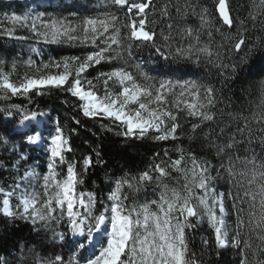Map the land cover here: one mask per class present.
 Returning <instances> with one entry per match:
<instances>
[{"label": "snow or ice", "instance_id": "1", "mask_svg": "<svg viewBox=\"0 0 264 264\" xmlns=\"http://www.w3.org/2000/svg\"><path fill=\"white\" fill-rule=\"evenodd\" d=\"M95 7L94 14L80 17L70 6L43 0L23 14L0 18V37L34 41L29 48L37 55L39 44L83 50L39 62L30 56L23 74L15 59L10 67L0 59V99L27 101L0 108V117L25 129L17 133L21 147L44 148L48 160L42 175L30 165L22 168L25 157L15 144L8 147L11 134L0 135L5 151L16 157L11 183L0 184V216L8 224H30L37 235L51 233L62 251L51 257L35 253V264H213L212 256L218 262L228 248L238 264H264V0H250L243 18L233 17L229 0H214L212 11L193 0H100ZM190 15L198 27L187 23ZM145 48L154 65L147 71L135 60ZM245 48L239 62L231 60ZM105 65L108 70H99ZM94 69L97 74L89 78ZM213 70L227 87L261 76L257 101L247 111L220 107L224 100L210 79ZM52 90L75 98L84 117L108 120L101 130L121 137L124 147L145 139L173 146L154 152L146 169L111 179L106 199L98 198L83 185L89 168L106 163L101 152L93 150L95 161L84 156L82 172L77 171L79 162L65 155L72 148L59 119L30 107ZM48 121L54 133L47 130ZM185 124H190L188 139L199 135L202 151L215 164L176 143L184 138ZM8 167L0 159V168ZM225 177L227 193L216 187ZM153 183L154 198L145 194L141 201ZM205 223L211 237H201L197 252L189 233ZM33 252L20 244L14 264H26ZM0 264L9 260L0 255Z\"/></svg>", "mask_w": 264, "mask_h": 264}, {"label": "trees", "instance_id": "2", "mask_svg": "<svg viewBox=\"0 0 264 264\" xmlns=\"http://www.w3.org/2000/svg\"><path fill=\"white\" fill-rule=\"evenodd\" d=\"M100 0H51L53 6L63 3L66 6H70V10L79 12L80 17L84 15L94 14L97 9L95 5ZM250 0H229V6L233 17L239 16L243 18L246 16L248 11V5ZM43 3V2H42ZM193 3L206 6L210 11L214 9V0H193ZM34 1L22 2L21 0H0V18L7 14H23L35 7ZM42 10V9H40ZM50 12L53 9H49ZM55 14L68 16V11L63 9H56ZM73 20H78L79 17H71ZM187 23L191 26L198 27L199 20L194 16H189ZM3 26H8L5 22ZM160 28L157 27V32ZM18 34H27L24 30H18ZM258 33H251L253 38ZM204 39H207L205 36ZM220 38L216 36L218 41ZM34 41L20 42L10 40L4 37H0V59L5 60L10 67L11 62L15 59L18 65V72L23 74L27 69L24 66V61H27L29 57L33 58L37 62L40 60H47L50 56L59 58L65 55H81L82 49L74 45H45L39 44L40 55L30 52L29 45L33 44ZM247 49L233 54L231 60L239 62L240 57L245 55ZM150 50L145 48L143 52L138 53L135 56V60L143 61L145 70H149L154 67L153 63L149 60ZM153 60L155 57L152 58ZM226 62H230L226 60ZM99 70L106 71L108 66L105 65L100 67ZM96 70H90L89 78L96 75ZM155 75V73H150ZM243 76V74H242ZM262 77L259 75H252L244 80L242 86L237 83L231 87L224 85L222 78L216 75V70H213L211 81L220 90V95L224 100V104L220 107H226V111H247L257 101L258 96V85L259 80ZM67 100L68 103L64 104L62 101ZM36 103L30 105V107H39L41 110L47 111L50 116L55 119H59L61 126L64 129V133L69 137L70 145L72 148L71 152L65 153L69 161H77V171L82 172V158L84 156L91 155L95 161L94 149L101 152L103 160L106 162L104 165H96L88 169L85 175V184L83 188L96 192L98 198L106 199L107 192L111 179L117 176L123 175L125 172L137 173L147 168L149 163L153 159V153L162 151L163 148L171 149L173 146L172 141L166 143H155L151 139H145L144 141H134L128 147L122 146V138L117 137L113 133L102 131L100 125L109 124V121L100 117L87 118L79 112L78 108L74 107L76 101L75 98L70 97L64 92L59 90H52L49 94L41 97H35ZM11 104H27V101L22 97H13L9 100L0 99V108L7 107ZM75 118V119H73ZM75 120H79L80 124L77 125ZM54 127L52 121H49ZM214 126V125H213ZM15 121L9 124L3 123V118L0 117V135H8L9 144L11 147L13 144L17 146V152L21 153L25 159L21 162V167L32 166L41 175L47 171V155L44 148H34L33 146L23 144L17 133L23 132L17 130ZM190 124H185L184 128L180 131L183 132L184 138L182 141L176 143H182L186 149L195 151L197 155H205L212 159L213 163H216L215 158L210 154L202 151L201 144L202 140L197 135L196 140L191 141L188 139ZM75 129V131H72ZM204 130H207L205 128ZM25 131V130H24ZM257 151L259 146L257 145ZM175 157L176 153L173 151L170 153ZM11 153L5 151V146L0 144V159H3L9 165L8 168H0V184L11 183L10 176V164L13 159ZM215 174V173H213ZM175 176V173L173 174ZM168 183H174L173 180L167 181ZM155 184L147 186L145 193H142L140 200L145 199V194L148 199L154 198L153 192ZM218 191L227 193L230 185L227 182V177L218 180L216 182ZM228 207L231 210V201H228ZM234 217L230 216V220ZM195 236V250H200V239L201 237H211V232L207 227V224L201 225L194 233L190 232L189 236ZM51 233L40 231L39 235L32 230L30 224H26L23 221H16L14 224H8L6 219L0 216V255L5 256L9 260V264H14L13 256L17 253L20 244H27L29 248H34V252L30 255L29 261L26 264H35L34 255L39 253L44 257H51L57 253H60L62 249L58 244L51 240ZM207 259V257L205 258ZM213 264H238L239 257L235 250L228 248L222 250V255L217 262L216 257L212 256Z\"/></svg>", "mask_w": 264, "mask_h": 264}, {"label": "rangeland", "instance_id": "3", "mask_svg": "<svg viewBox=\"0 0 264 264\" xmlns=\"http://www.w3.org/2000/svg\"><path fill=\"white\" fill-rule=\"evenodd\" d=\"M21 1H22V2L34 1L35 3H42V2H43V0H21ZM36 47H37L38 50L40 49L39 46H36ZM37 127H38V129H39L40 131H43V132H44L45 139L50 140V136H48V131H52V132L54 133V127L50 124V122H49V121L47 122V130H48V131H45V128H44L43 125H38ZM16 129H17V130H21V131H24V130H25L24 128H16ZM33 147H34V148H39V147H36V146H33Z\"/></svg>", "mask_w": 264, "mask_h": 264}]
</instances>
